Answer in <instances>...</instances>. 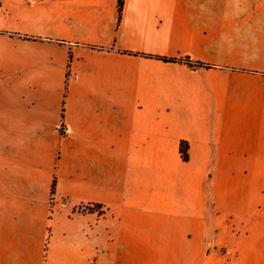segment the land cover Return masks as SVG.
Instances as JSON below:
<instances>
[{
  "label": "crops",
  "instance_id": "1",
  "mask_svg": "<svg viewBox=\"0 0 264 264\" xmlns=\"http://www.w3.org/2000/svg\"><path fill=\"white\" fill-rule=\"evenodd\" d=\"M119 1L0 0V264H264V0Z\"/></svg>",
  "mask_w": 264,
  "mask_h": 264
},
{
  "label": "trees",
  "instance_id": "2",
  "mask_svg": "<svg viewBox=\"0 0 264 264\" xmlns=\"http://www.w3.org/2000/svg\"><path fill=\"white\" fill-rule=\"evenodd\" d=\"M123 3H124V0L119 1L118 10H119L120 15L122 13ZM148 57L160 59V60H163L165 62H182V63H185V64H187L193 68H210L211 67L209 65H206V64H203L200 62H194V61L190 60L189 58L173 59V58L158 57V56H148ZM189 148H190V146H189L188 142L182 141L180 143V154H181V158L184 162H188L190 159ZM55 187H56V180H54L53 185H52V193L55 192Z\"/></svg>",
  "mask_w": 264,
  "mask_h": 264
},
{
  "label": "built area",
  "instance_id": "3",
  "mask_svg": "<svg viewBox=\"0 0 264 264\" xmlns=\"http://www.w3.org/2000/svg\"><path fill=\"white\" fill-rule=\"evenodd\" d=\"M60 131H62L63 133H66V128L62 125L60 128ZM82 209H90L92 208L91 206H84V207H81Z\"/></svg>",
  "mask_w": 264,
  "mask_h": 264
}]
</instances>
